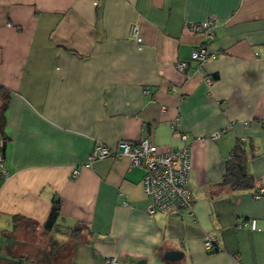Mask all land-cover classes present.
Segmentation results:
<instances>
[{"label":"crops","instance_id":"0c3cea01","mask_svg":"<svg viewBox=\"0 0 264 264\" xmlns=\"http://www.w3.org/2000/svg\"><path fill=\"white\" fill-rule=\"evenodd\" d=\"M209 18L217 20L209 45L217 55L197 67L190 56L203 38L184 24ZM0 89L9 94L0 131L9 173L0 176V256L35 264H264V194L255 197L264 189V0H0ZM144 137L160 152L190 147L191 212L150 216L144 170L127 158L86 166L96 144ZM236 146L254 179L250 190L222 186ZM54 201L60 215L47 232ZM139 218L158 233L151 257L122 250L116 236ZM252 220L255 230L239 227ZM206 237L217 252L204 249ZM168 251L184 257L165 262Z\"/></svg>","mask_w":264,"mask_h":264},{"label":"built area","instance_id":"2783aa9c","mask_svg":"<svg viewBox=\"0 0 264 264\" xmlns=\"http://www.w3.org/2000/svg\"><path fill=\"white\" fill-rule=\"evenodd\" d=\"M186 30L193 34H198L203 38L200 46L191 52V61L202 66L204 62L214 58L217 53L209 49L217 27V20L209 18L203 22H185ZM129 35L139 44L141 38L139 28L132 24ZM186 63H180L176 66V70L180 75H184L187 70ZM177 120L172 124L175 129ZM218 134L212 136L217 139ZM185 136H181V140H185ZM4 141L0 138V174L2 181H6L9 173L4 165V156L1 149ZM127 158L132 166L141 167L144 170L142 180L143 194L149 200L147 213L150 216L156 213H164L171 210L192 211L193 197L188 188L189 174L191 171V152L190 147L185 146L177 151L160 152L153 145L148 137L140 139L136 143L119 142L116 147H108L101 143L95 145L93 152L89 158V164L102 161L105 159ZM78 171L73 170V175H77ZM264 194V189L258 190L255 197L259 198ZM239 227H249L255 230L256 222H244ZM203 247L206 251L216 250L217 245L212 237H206L203 240ZM105 264H119L115 258H108Z\"/></svg>","mask_w":264,"mask_h":264},{"label":"trees","instance_id":"16d2710c","mask_svg":"<svg viewBox=\"0 0 264 264\" xmlns=\"http://www.w3.org/2000/svg\"><path fill=\"white\" fill-rule=\"evenodd\" d=\"M9 102V94L6 90L0 89V131L3 132L4 127V114L7 109ZM4 141V137L1 136ZM4 147L1 149L2 155H4ZM1 176V174H0ZM222 186H226L231 190L244 191L250 190L254 187V179L248 174L246 169V155L242 148L236 146L230 156V158L225 163V174L222 181ZM60 215V203L59 201H54L48 219L44 225V229L47 232L52 231L56 227V223ZM15 222L20 220V217H14ZM83 229L81 226H77L70 230V235L75 237ZM218 249L213 250L209 253H215ZM0 264H35L33 261L28 259H13L0 256Z\"/></svg>","mask_w":264,"mask_h":264},{"label":"clouds","instance_id":"9594fccd","mask_svg":"<svg viewBox=\"0 0 264 264\" xmlns=\"http://www.w3.org/2000/svg\"><path fill=\"white\" fill-rule=\"evenodd\" d=\"M154 229V224L151 219L139 218L131 221H125L116 233L117 237H121V248L124 251L139 254L142 257H151L152 248L150 245L158 243V233L150 234ZM127 239H123L124 236ZM133 237L138 238L137 243L133 241Z\"/></svg>","mask_w":264,"mask_h":264},{"label":"water","instance_id":"95a60500","mask_svg":"<svg viewBox=\"0 0 264 264\" xmlns=\"http://www.w3.org/2000/svg\"><path fill=\"white\" fill-rule=\"evenodd\" d=\"M184 254L182 252L179 251H168L165 252L163 255V260L165 262H171V263H175V262H179L183 259Z\"/></svg>","mask_w":264,"mask_h":264},{"label":"rangeland","instance_id":"374dc122","mask_svg":"<svg viewBox=\"0 0 264 264\" xmlns=\"http://www.w3.org/2000/svg\"><path fill=\"white\" fill-rule=\"evenodd\" d=\"M21 232H22V231H19V233H21ZM22 233H23V232H22ZM22 233H21V234H18L19 239H20V238H21V239H23V238L26 239L28 233H27V234H22ZM36 233H38V232H36ZM33 234H34V233H33ZM32 238L34 239L35 243H36V242H37V243L41 242V240H40V236H39L37 239H35V237H33V236H32ZM58 239H59V240L62 239L63 241L65 240V238H58ZM1 240L3 241L4 239H2V237H0V242H1ZM59 240H58V241H59ZM34 245H35V244H34ZM22 249L25 250L26 248L23 247ZM31 250H33V249H31ZM19 251H20V250H18V252H19ZM33 251H34V250H33ZM1 254H2V255H3V254L6 255V253H4V251H2ZM8 255H9V254H8ZM25 255H26L27 257L32 258V259H33V256H34L33 254H25ZM30 255H31V256H30ZM35 257H36V256H35ZM36 262L39 263L38 261H36ZM36 262H35V263H36Z\"/></svg>","mask_w":264,"mask_h":264}]
</instances>
